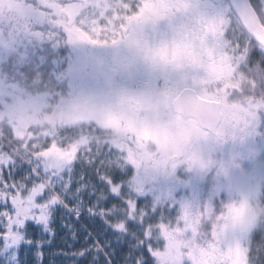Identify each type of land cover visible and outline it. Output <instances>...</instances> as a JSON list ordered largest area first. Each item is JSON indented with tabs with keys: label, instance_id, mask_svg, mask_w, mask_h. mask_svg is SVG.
I'll list each match as a JSON object with an SVG mask.
<instances>
[{
	"label": "snow or ice",
	"instance_id": "6c2138e0",
	"mask_svg": "<svg viewBox=\"0 0 264 264\" xmlns=\"http://www.w3.org/2000/svg\"><path fill=\"white\" fill-rule=\"evenodd\" d=\"M264 0H0V264H264Z\"/></svg>",
	"mask_w": 264,
	"mask_h": 264
},
{
	"label": "rangeland",
	"instance_id": "374dc122",
	"mask_svg": "<svg viewBox=\"0 0 264 264\" xmlns=\"http://www.w3.org/2000/svg\"><path fill=\"white\" fill-rule=\"evenodd\" d=\"M257 162L260 165H264V159H261L260 156L257 157Z\"/></svg>",
	"mask_w": 264,
	"mask_h": 264
}]
</instances>
